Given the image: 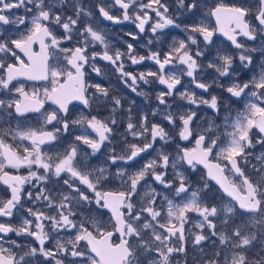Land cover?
Returning a JSON list of instances; mask_svg holds the SVG:
<instances>
[{
  "label": "snow or ice",
  "instance_id": "snow-or-ice-1",
  "mask_svg": "<svg viewBox=\"0 0 264 264\" xmlns=\"http://www.w3.org/2000/svg\"><path fill=\"white\" fill-rule=\"evenodd\" d=\"M201 8L0 0V264H264V0Z\"/></svg>",
  "mask_w": 264,
  "mask_h": 264
},
{
  "label": "flooded vegetation",
  "instance_id": "flooded-vegetation-1",
  "mask_svg": "<svg viewBox=\"0 0 264 264\" xmlns=\"http://www.w3.org/2000/svg\"><path fill=\"white\" fill-rule=\"evenodd\" d=\"M168 2L171 5H173V7L175 6V0H168ZM238 2H240V0H202L201 16H203L204 13L206 12L207 6H211V5H214L216 3H223L226 6H230V5L236 4ZM208 22L211 23V24H214V19L209 18V21ZM105 24L108 27L107 28L108 33L112 32L113 30H119V34L116 35V36L114 35L113 36V39L116 38V37H118V41H120L122 39H130V38H127V37H124L123 36V31L122 30L116 29V28H118L120 26H122L123 28H125L124 25H108V22H105ZM126 24H127V26L134 27L133 25L128 24L127 22H126ZM110 28H115V29H110ZM168 30H170V29H168ZM171 33H172V36H177L178 38H183V33L179 29L171 30ZM168 39L170 40L171 39V36ZM214 39H216V41H217V47H221L222 48V47H224L225 44L229 43L226 40V38L223 37L220 34H217V36L214 37ZM144 66L145 67H149V68H153V70L155 69L154 64L152 62H150V61H146ZM107 71L108 72H111V69L109 68V69H107ZM90 75H91L93 81H95L96 80L95 74L94 73H90ZM107 79L108 78L105 77V80L106 81H107ZM111 81H112V83L116 87H118L120 89V91H121V93L123 95L128 96L130 99H132V98L137 99L138 103H140L141 106L142 107H145V108H147L149 106L155 107L157 105L158 102L155 101V99H154V93L157 92V91H159V90H162L164 88L163 85H159V84H155V83L150 84V85H143L142 84L141 85V88L143 90L149 91V92L153 93L152 100L150 102H145V100H144L143 97H136L135 94H130L128 92V90H126V89L123 88L122 85H119L118 82L116 81V77L114 75L111 77ZM43 83L44 82H26L27 87H28V90H31V88L33 86H35V87H41V85ZM183 83H184V88L190 87L187 78H185V80L183 81ZM184 88H180V90L183 91ZM196 91L199 92L200 90H196ZM169 103H172L174 106L175 105H178V104H185V106L187 107L186 102L180 101L179 99H172V98H170L169 99ZM45 107L48 108V109H51L52 107H54V105H52L51 102L49 101V102L46 103ZM242 108H243V104L238 105V106H234V108H233V115H235V112L237 110H240ZM69 110H70V114L73 116V118H75L76 116L80 115L81 113L87 114V112H88V109H85L84 106L82 104H80L79 101H73L72 104L69 105ZM205 110L208 111L207 114L209 116H212L213 115V113L211 112V110L210 109H207V108H203L202 111H201V114L205 113ZM28 122L35 124L36 118H35V115L34 114H32L30 116V119H29ZM183 143H185V145L186 146H189V147L194 146V140L192 141L191 144H189L188 142H183ZM261 151H264V149H262L260 146H257L255 149H253V152L256 155H258ZM101 162H102V160H101ZM0 195H4V186L3 185H0ZM104 218L106 219L107 217H104ZM13 238H16V237H13ZM17 239H19L21 242H27L30 238L20 237V238H17ZM113 239H116V237H113Z\"/></svg>",
  "mask_w": 264,
  "mask_h": 264
},
{
  "label": "rangeland",
  "instance_id": "rangeland-1",
  "mask_svg": "<svg viewBox=\"0 0 264 264\" xmlns=\"http://www.w3.org/2000/svg\"><path fill=\"white\" fill-rule=\"evenodd\" d=\"M108 28V27H107ZM133 28L134 27H132V26H127V27H125V28H123L122 26H120V27H118V28H116V29H120V30H125V31H128V30H133ZM110 29H115V28H110ZM166 32H168V31H171V30H168V29H166L165 30ZM119 34V30H113L112 32H110L109 33V35H110V37H112L113 38V36L115 35H118ZM116 41H118V37H116V38H114L113 39V42H116ZM144 42H146V38H144L142 41H141V43H144ZM143 50V49H142ZM208 111L207 110H205V113H207ZM182 144H184L185 145V143H183L182 142Z\"/></svg>",
  "mask_w": 264,
  "mask_h": 264
},
{
  "label": "water",
  "instance_id": "water-1",
  "mask_svg": "<svg viewBox=\"0 0 264 264\" xmlns=\"http://www.w3.org/2000/svg\"><path fill=\"white\" fill-rule=\"evenodd\" d=\"M214 184V182H212Z\"/></svg>",
  "mask_w": 264,
  "mask_h": 264
}]
</instances>
